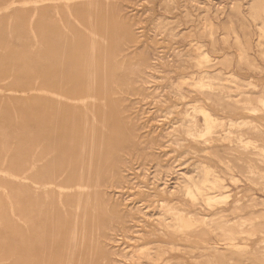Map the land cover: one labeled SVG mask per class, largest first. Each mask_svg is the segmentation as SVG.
<instances>
[{"label":"rangeland","instance_id":"374dc122","mask_svg":"<svg viewBox=\"0 0 264 264\" xmlns=\"http://www.w3.org/2000/svg\"><path fill=\"white\" fill-rule=\"evenodd\" d=\"M0 264H264V0H0Z\"/></svg>","mask_w":264,"mask_h":264}]
</instances>
